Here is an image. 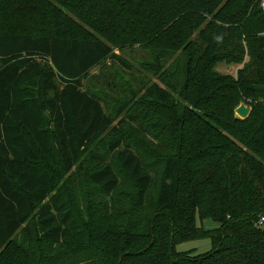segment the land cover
Here are the masks:
<instances>
[{"label": "trees", "instance_id": "trees-1", "mask_svg": "<svg viewBox=\"0 0 264 264\" xmlns=\"http://www.w3.org/2000/svg\"><path fill=\"white\" fill-rule=\"evenodd\" d=\"M260 2L0 0V22L20 20L12 24L17 27L28 19L32 26V32L0 30V264H163L179 256L178 243L205 237L215 249L202 264H264ZM71 15L124 46L160 49L164 60L180 52L172 76L186 72L182 89L168 81L166 61L157 69L165 86L180 89L179 98L160 84L152 89L161 114L171 120L161 129L174 141L165 145L172 153L161 159L153 215L147 213L153 177L127 143L126 120L116 125L84 82L107 61L132 66L105 40L70 34ZM222 61L244 66L235 78L217 72ZM240 99L252 106L246 119L234 116ZM128 119L136 122L138 115ZM110 131L116 137L105 139ZM102 143L117 152L135 183L128 212L118 204L120 178L110 165L88 174L104 198L82 212L42 163L45 158L69 174ZM197 216L219 226H199ZM21 228L26 237L18 245Z\"/></svg>", "mask_w": 264, "mask_h": 264}, {"label": "rangeland", "instance_id": "rangeland-1", "mask_svg": "<svg viewBox=\"0 0 264 264\" xmlns=\"http://www.w3.org/2000/svg\"><path fill=\"white\" fill-rule=\"evenodd\" d=\"M2 14L3 13H0V16H2ZM71 18L73 22L70 23V34H77L82 37H97L105 40L114 47L118 55L132 66L131 69H125L118 63L107 61L94 68L91 72L90 79L84 82L87 90L98 94L99 97L103 99L106 110L113 117H116V125L121 119L126 120L124 133L126 134L127 143L141 158L143 168L149 171L153 177L152 187L147 202V213L148 215H153L162 175L161 159L166 154L172 153V150L166 148L165 145L166 143H172L174 141H172L173 139L169 136L165 135V129H161L162 126L168 127L171 120L168 114H161L160 110L162 107H160L157 100L153 98L152 89L154 84H160L162 87L168 89L174 98H179V93L176 91L180 89L176 90L174 89L175 87L170 89L168 86H165L162 83V76L157 72V69L160 66V60L163 59V61H166L164 69L165 71L168 69V72L171 73L168 76V81L182 89V82L186 72L184 74L181 73L172 76V73L177 70L176 61L172 60L176 59L180 55V52L175 53L174 58L170 57L169 60H164V58L160 56L165 53L160 49H153L156 51L155 52L148 48L140 47L138 44L135 46L131 44L124 46L120 38L115 42L112 37L108 38L106 33L87 26L76 16L71 15ZM17 21L19 22L20 20L0 22V30L13 32L31 31L32 26H30L31 22L28 19H23L21 22L22 25L18 23L19 26L13 27L12 24ZM117 43L120 46H117ZM163 61L161 63H163ZM243 66L244 63L236 64L222 61L216 65L215 69L223 75L236 78L239 69ZM240 100L241 101L234 104V116L239 119H246L237 114V108L241 104H246V106L251 107L252 113V106L247 104L246 99ZM249 101H251V99H249L248 102ZM149 103L152 104L151 106H153L154 109L152 107L149 108ZM121 108H125V110L118 116L117 113ZM150 110L153 111L149 112ZM46 112L49 114L47 109ZM130 115H138V121L133 122L128 119ZM49 126L51 128L53 127V122L51 120ZM105 137V139L116 137L115 131H110ZM116 155L117 152H110L105 143L97 145L85 154L83 160L79 162L69 174H65L60 166L56 167L52 165L45 158H43L42 163L48 170L56 175L60 183L58 188L63 187L65 190V197L70 199V201L76 205L77 209L82 212L85 211L88 204H97L103 201L104 198L100 195L99 191L89 183L88 174L93 170L110 165L120 178V186L117 191L118 204L123 207V210L128 212L129 208L134 203L136 186L134 181L122 170ZM101 204L104 206V203ZM121 207L118 206V208ZM123 221L125 222L126 220ZM197 223L199 226H203L206 229L219 226L214 220L205 219L202 221L199 216H197ZM31 228L34 230L36 228L34 219L31 221ZM25 234L24 228H21L15 236L14 241L18 245L25 242ZM108 243L112 244L113 239L109 238ZM214 249L215 247L213 246L211 237L187 240L176 245V250L180 253L177 254L179 256H176L175 259L167 258L163 264H178L182 259L189 261L190 264H202L204 263L202 260L210 257L214 253Z\"/></svg>", "mask_w": 264, "mask_h": 264}, {"label": "water", "instance_id": "water-1", "mask_svg": "<svg viewBox=\"0 0 264 264\" xmlns=\"http://www.w3.org/2000/svg\"><path fill=\"white\" fill-rule=\"evenodd\" d=\"M251 113V107L246 106V104H241L237 108V114L243 118H247Z\"/></svg>", "mask_w": 264, "mask_h": 264}, {"label": "built area", "instance_id": "built-area-1", "mask_svg": "<svg viewBox=\"0 0 264 264\" xmlns=\"http://www.w3.org/2000/svg\"><path fill=\"white\" fill-rule=\"evenodd\" d=\"M260 5H261V8L264 10V0H261ZM263 35H264V33H263ZM262 220H264V217H262Z\"/></svg>", "mask_w": 264, "mask_h": 264}]
</instances>
